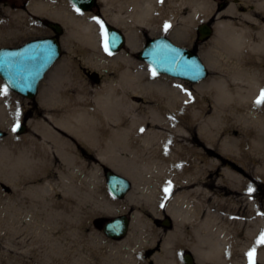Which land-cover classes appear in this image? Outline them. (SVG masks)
Listing matches in <instances>:
<instances>
[{
  "label": "rangeland",
  "instance_id": "obj_1",
  "mask_svg": "<svg viewBox=\"0 0 264 264\" xmlns=\"http://www.w3.org/2000/svg\"><path fill=\"white\" fill-rule=\"evenodd\" d=\"M29 1L0 0V47H15L32 39L55 35L54 30L45 27L37 20V14L24 6V3L27 4ZM67 1L74 6L69 0ZM213 1L215 9L210 17L191 25V44L185 41L187 30L186 32L181 30L184 22L180 16L189 13L184 8L173 23L169 22L170 19L160 23V27H165V24L170 25L167 31L164 28L163 32L153 34L150 29L141 26V44L136 51L131 50L126 44L118 53L109 54L100 47L99 40H103V37L99 34L101 24L97 23V20L102 22L104 29L107 23L122 29L106 18L103 11L107 9L111 17L112 12L119 8L120 2L114 0L106 4L97 0L94 8L89 12L95 16L96 23L99 24L94 36L93 49L103 63L99 68L89 66L87 60L82 57L81 50L79 48L76 50V46L74 49L76 52L71 50L74 46L73 36L68 32L67 26L59 18L49 17L64 24L61 23L65 30V34L60 38L62 56L46 73L36 98L27 99L11 91L0 77V91L4 88L8 89L7 95H0V129L6 132V136L0 139V158L6 156L2 167L6 177L0 178V264H185L183 255L188 251L194 255L195 264H201V260L194 253V248L201 244L200 235L205 231L204 225L200 226L201 221H199L195 229L188 220L185 221L184 226L178 225L168 209L172 206L174 197L184 195L188 190L200 185V182L211 180L215 187H218L210 188L213 193H219V187H231L238 192L237 198L240 201L236 206L239 209L240 207L248 209L246 198L250 195L264 202V179H256L255 176L256 171L264 166V142L256 143L258 135H264V125L257 123V116L260 113L255 106L242 110L238 118H233L229 113L221 117L213 116L212 111L204 114V119L209 118L208 124L210 123L211 129L203 140L196 142L203 158L195 159L196 165L203 167V172L198 180L181 182L168 194L162 195V201L158 206L162 209L156 214L130 199V194H136L138 190L134 187V180L129 177L132 175L131 168L137 165L133 162L134 157L129 147L118 146L114 151L115 158L101 159L99 151L108 155L110 153L105 151L106 133L102 125L94 122L90 117L84 119L86 130H90L101 143H98V148L90 146L80 132L77 135L78 130L75 126L77 122L71 124L74 133L59 126L57 120L64 119L66 113H63L62 108L50 104L51 94L58 89L57 72L73 73L69 71L71 70L67 66L69 63L74 64V69L80 72L79 77L92 98L89 100L91 106L97 107L94 100L96 95L111 92L112 89L113 95L121 92L122 88L127 86L128 72L122 66L121 60L120 67L114 65L112 58L116 54H119V58L122 54L132 58L136 63L132 66L131 73L140 72L145 82L158 85L167 94H173V99L187 101V98L193 96L200 99L199 86L215 75L208 64L211 54H204L205 51L215 49L219 55L225 54V44H228L225 37L227 35H218L215 24L219 27L223 21L232 20L239 26L243 24L255 28L249 19L242 17V14L246 12L259 14L256 5L252 2ZM230 4L239 8L237 15H233L232 18L226 14L221 15ZM170 10H173V7ZM16 11H21L20 15H14ZM40 17L48 18L43 15ZM256 17L258 18L256 22L264 23V19ZM202 23H208L214 29L213 34L206 39L199 38L198 27ZM157 36H167L178 45L200 54L208 66V77L201 82L192 83L156 73L148 63L139 58L138 54L150 38ZM153 71L155 75L167 78L168 81L155 80ZM110 86L111 89L107 90ZM75 90L73 89L72 92L75 93ZM80 95L82 96L83 92H80ZM152 107L154 101L142 95H128L122 107L125 110L124 121L129 124L132 120L142 117L143 125H147L148 129L162 131L168 136L172 135L174 140L178 139L182 143H187V139L192 134L199 133L198 120L190 125L193 127L189 129V137H187L188 133L183 135L168 129L162 113L155 117L152 114ZM172 110L176 112L171 114L176 116L178 112L184 113L186 108L179 109L177 106L172 109L166 108L167 112ZM160 116L163 117L164 122L157 120ZM17 120L19 125L27 124L25 133L12 131ZM184 126L187 125L184 123ZM226 143L230 146H226ZM148 153L145 151L141 160L149 159L145 157ZM75 156L82 159L84 164L77 161ZM108 168L120 170L132 180L133 188L125 198L117 199L110 194L105 177ZM230 172L244 175L243 177L254 184L252 190L232 187L231 182H234V178ZM12 174H15L13 178L15 183L11 182L14 181L10 178ZM146 187L151 186L147 184ZM210 203L211 200L205 204L206 209ZM115 205H124L125 210L109 212L116 209ZM137 213L138 219L132 222L133 215ZM121 214H127L131 219L129 233L122 239H110L104 233L103 225L107 220ZM218 214L220 217L225 215L222 212ZM164 219L169 220L168 225H163ZM203 220L204 218L202 222ZM228 253L232 255L229 256L230 259L236 260L237 264H248L249 259L242 248L235 245ZM256 257H254L255 263L264 264V260Z\"/></svg>",
  "mask_w": 264,
  "mask_h": 264
},
{
  "label": "bare ground",
  "instance_id": "obj_2",
  "mask_svg": "<svg viewBox=\"0 0 264 264\" xmlns=\"http://www.w3.org/2000/svg\"><path fill=\"white\" fill-rule=\"evenodd\" d=\"M101 1L107 4L114 0ZM117 1L120 2L119 8L112 12L111 17H109L107 9L103 10L104 15L125 31L127 45L133 51H136L141 44V26L150 29L153 34L163 32L165 27H160V23H165L166 19H170L169 22L173 23L175 18L181 15L184 8L189 13L180 16L184 22L181 30L185 32L187 30L186 34H188L185 41L187 44H191V25L197 21L207 19L215 9L213 0ZM249 2L256 5L257 12L260 15L246 12L242 14V17L249 19L255 28L243 24L239 26L232 20L223 21L219 27L215 24V31L218 35H227L225 37L228 44H225V54L219 55L215 49L205 51L204 54H211L208 64L215 75L199 86L200 99L197 96L187 98V101L173 99V94H167L158 85L145 82L140 72L132 74L131 69L136 62L124 54L120 58L118 57L119 54H116L112 59H114L116 67H120L119 61L121 60L122 66L127 69V86L123 87L121 92L116 95L112 94L113 89L111 92L96 95L94 100L97 107L90 105L89 100L92 98L88 88L79 77L80 72L74 69V64L69 63L67 65L71 69L69 71L73 73L57 72L58 89L51 94L50 104L62 108L63 113H66L64 119L57 120L59 126L73 132L74 129L71 124L77 122L75 125L77 129L74 126L78 130L76 131L77 135L80 132L90 146L98 148L100 139L95 135L93 136L90 130H86L84 119L90 117L94 122L102 125V129L106 133L104 140L107 148L105 151L110 152L108 155L99 151L100 158L103 160L116 157L114 151L118 146L129 147L131 155L134 157L133 162L138 165L131 168L132 175H129L134 180L135 189L138 190L136 194H130L132 202H136V204H140L158 214L162 209L158 208L162 201V195L168 194L172 188L179 186L181 182L198 180L199 175L203 172V167L196 165L195 159H198V157L203 158V155L197 148L198 143L196 142L203 140L211 129L209 127L210 123L208 124L209 118H203L207 112L212 111L213 116L217 117L226 116L225 114L229 113L233 118H238L242 110L255 106L260 113L257 116V123L264 125V106H258L255 103L260 97L261 90L264 89V23L256 22L258 20L256 16L264 19V0H243V3ZM171 7H173V10H170ZM27 9L39 16L55 17L62 20L67 26L68 32L73 36L74 46L71 50L74 51L75 46L76 50L79 48L82 57L87 60L86 63L89 66L96 68L102 66L103 63L93 52L94 36L99 24L96 23V18L91 12H77V8L67 0H30ZM237 10H239L237 6L230 4L221 15L226 14L232 18L233 15H237ZM20 12L16 11L15 14H12L20 15ZM171 12L172 14H170ZM99 34L101 36V33ZM102 41L100 39L99 44L104 49ZM255 58L258 60L254 61ZM71 61L73 62V60ZM153 78L158 81L167 80V78L158 75H154ZM72 88L76 89L75 93L72 92ZM109 89H111V86L107 90ZM80 92H83L82 96ZM131 94L142 95L154 101L152 114L156 117L157 114L162 113L168 129L186 135L190 127H193L190 125L198 120L197 130L199 133L192 134L190 137L188 133V142L182 143L178 139L174 140L172 135L168 136L162 131L148 129L147 125H143L142 117L132 120L129 124L126 123L123 117L125 110L122 107L128 95ZM174 106L179 107V109L186 108V110L184 113L178 112L174 116L171 113L176 112L175 110L166 111V108L172 109ZM142 109L144 110V108ZM163 117L160 116L157 120L164 122ZM80 123L81 127L79 126ZM184 123L187 126H184ZM258 137L256 143L262 144L264 135H258ZM207 143L211 145V143ZM226 146H230V144L226 143ZM145 151L149 152L145 156L149 159L141 160L142 157L144 158L142 154L145 155ZM5 157L0 158L1 172L3 171ZM76 159L82 165L84 164L79 157H76ZM121 160L123 161V158ZM1 172L0 178L6 177L3 174L4 172ZM256 172V179H264V166H261ZM120 173L122 172L120 171ZM230 173L234 178V182H231L233 183L231 184L232 187L237 186L247 191L252 190L254 184L243 177L244 175ZM10 178L14 180L11 182L15 183V179H13L15 174H12ZM235 181L238 183H235ZM147 184H150L151 187L147 188ZM214 187L215 185L211 180L200 182V185L188 190L184 195L174 197L172 206L168 208L178 225L184 226L186 220L195 229H197L199 221H201L200 226L204 225L205 231L200 235L201 244L199 247L194 248V253L201 260V264H237L236 260L230 259L232 255L228 253L235 245L244 250L247 259H249L248 253L255 248L254 257L257 256L256 258L259 260H264V244L256 243L261 234L264 233V202L262 203L259 199H254V196L250 195L246 198L248 209L245 210L241 207L239 209L236 206L240 201L237 198L239 194L236 190L231 187H219L218 190L220 191L216 194L210 189ZM165 188H169V191L165 192ZM211 195L213 196L211 197ZM210 200L212 203L206 209L205 204ZM114 208L116 209L109 212L125 210L124 205H115ZM216 212H222L225 215L220 217ZM138 215V213L133 215L132 222L138 219ZM227 260L229 261L226 262Z\"/></svg>",
  "mask_w": 264,
  "mask_h": 264
},
{
  "label": "water",
  "instance_id": "obj_3",
  "mask_svg": "<svg viewBox=\"0 0 264 264\" xmlns=\"http://www.w3.org/2000/svg\"><path fill=\"white\" fill-rule=\"evenodd\" d=\"M78 9L91 11L97 0H70ZM48 26L56 34L63 33L62 25L47 19ZM107 33L115 35L118 39L112 53L119 52L126 44V35L119 27L106 24ZM199 38L206 39L213 32V26L202 23L198 27ZM62 55L61 42L58 37H42L30 40L16 47H0V77L5 85L13 92L27 99L36 98L41 82L46 73ZM139 58L148 63L159 74H166L192 83L205 80L209 69L200 54L175 43L167 36L150 38L138 54ZM26 124H21L17 129L19 133L25 132ZM6 132L0 129V139ZM106 185L110 194L117 198H125L133 188L132 180L115 171L106 169ZM163 225H168L169 220L164 219ZM131 219L127 214L117 215L107 220L103 231L110 239H122L129 233ZM185 264H195L194 255L188 251L183 255Z\"/></svg>",
  "mask_w": 264,
  "mask_h": 264
},
{
  "label": "snow or ice",
  "instance_id": "obj_4",
  "mask_svg": "<svg viewBox=\"0 0 264 264\" xmlns=\"http://www.w3.org/2000/svg\"><path fill=\"white\" fill-rule=\"evenodd\" d=\"M77 12H79V9H76ZM97 23L101 24V34L103 37V47L104 50L106 52H108L109 54H111V47H115V44L117 42V37L115 35H109L107 33V31L104 29L103 24L101 21L97 20ZM170 27L169 24H165V31H167V29ZM153 75H155V72L153 71ZM8 89L4 88L2 91H0V95H7ZM256 105L258 106H264V89L261 90V94L260 97L256 100ZM17 115H19V113H17ZM19 121L17 120V123L15 124V126L13 127L12 131L15 132L17 131V129L19 128ZM141 131H143V129H141ZM170 185V182H169ZM169 188H165V192H168ZM249 191H251V189H249ZM257 244H264V233L261 234L260 238L256 241ZM254 254H255V248H253L249 253V264H255L254 261Z\"/></svg>",
  "mask_w": 264,
  "mask_h": 264
},
{
  "label": "flooded vegetation",
  "instance_id": "obj_5",
  "mask_svg": "<svg viewBox=\"0 0 264 264\" xmlns=\"http://www.w3.org/2000/svg\"><path fill=\"white\" fill-rule=\"evenodd\" d=\"M24 6H26V4L24 3ZM38 18V17H37ZM40 23H43L44 25H45V27H48V22H47V20L46 19H37ZM48 28H50V27H48ZM51 29V28H50ZM65 34V30H64V32L62 33V34H57V37L58 38H61V37H63V35ZM54 36H56V35H54ZM61 42H62V40H61Z\"/></svg>",
  "mask_w": 264,
  "mask_h": 264
}]
</instances>
